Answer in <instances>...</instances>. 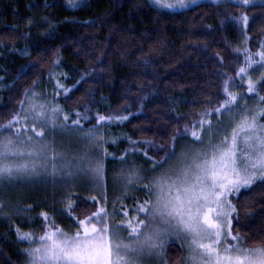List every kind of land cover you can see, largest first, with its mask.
<instances>
[{
	"label": "trees",
	"instance_id": "obj_1",
	"mask_svg": "<svg viewBox=\"0 0 264 264\" xmlns=\"http://www.w3.org/2000/svg\"><path fill=\"white\" fill-rule=\"evenodd\" d=\"M242 12L250 18L245 31L235 19ZM245 37L256 52L264 39V6L205 3L168 12L149 0H78L75 7L69 0H0V125L14 116L29 90L44 88L60 70L70 91L59 103L89 117L87 127L100 115L128 116L105 127L110 155L138 149L157 158L200 112L220 105L224 82L244 64ZM261 83L257 91L264 95ZM92 196L72 193L74 216L95 210ZM230 200L238 209L233 232L251 247L264 242V188L253 185ZM42 212L53 221L49 211L30 213L36 216L31 227L39 228L31 229L34 235L42 232ZM15 237L5 236L0 226V264H19L9 244ZM181 254L171 244L166 256L179 263Z\"/></svg>",
	"mask_w": 264,
	"mask_h": 264
},
{
	"label": "snow or ice",
	"instance_id": "obj_2",
	"mask_svg": "<svg viewBox=\"0 0 264 264\" xmlns=\"http://www.w3.org/2000/svg\"><path fill=\"white\" fill-rule=\"evenodd\" d=\"M197 2L153 0L159 9L169 10ZM254 2L241 0L244 5ZM69 5L75 7L73 0H69ZM241 19L247 28L248 16ZM255 56L259 59L245 49V66L237 72L242 80L249 69L264 72V43ZM260 81H264V74ZM260 81H253L248 75L247 91L264 102V95L256 87ZM224 93L227 98L214 111L231 116L237 95L229 91L227 81ZM36 95L28 97L27 105L21 100L20 112L0 125V180L42 174L53 179L58 175L69 179L90 175L102 188L109 154L104 149L102 154L93 155V150L102 148L99 142L104 139L98 125L111 122L113 117L97 116L93 127L85 129L81 121L88 119L86 115L77 113L69 122V115L59 105L37 103ZM204 115L191 128L185 127V133L192 137L194 151H181L178 156L173 136L170 149L158 158L144 152L151 165V175H141L134 168L120 170L116 181L122 184L123 191L128 193L135 186L146 197L136 201L131 212L123 207L109 212L106 198L100 204L92 196L95 210L81 218L73 216L75 209L69 198L67 215L73 221L74 232L56 226L45 212L41 217L47 227L38 240L31 233L21 234L17 229L18 238L30 245L23 250L26 264H143V256L156 254V250L163 249L164 241L173 237L187 248L184 264H264V242L251 247L239 232H233L232 215L238 209L229 200L241 189H252L253 185L264 188V123L260 122L264 119V108L254 114L246 110L234 120L230 131L215 141L211 121L206 119L209 113ZM118 119L123 121L127 117ZM57 134L78 136L82 148L69 159L55 147ZM125 156L119 157L122 163ZM174 160L180 165L175 169ZM3 208L0 204V209Z\"/></svg>",
	"mask_w": 264,
	"mask_h": 264
},
{
	"label": "rangeland",
	"instance_id": "obj_3",
	"mask_svg": "<svg viewBox=\"0 0 264 264\" xmlns=\"http://www.w3.org/2000/svg\"><path fill=\"white\" fill-rule=\"evenodd\" d=\"M73 1L75 3L78 0ZM149 1L154 7L158 8L153 3V0ZM205 3L220 6L233 5L246 10L254 6H264V0H255L254 3L249 5H244L243 3H241V0H198L197 3H189L188 7L183 9L160 10L168 12H180ZM244 15H247L246 12L240 13L235 19H238L239 24L242 25L245 31L248 26L246 28L243 23V20L241 19V17ZM229 19L233 20L234 17L231 15V18ZM249 20L250 18L248 17V23ZM247 38L248 37H245L246 44L241 51L242 54H244V62L245 49H248L255 59H259V57L255 56V53L260 51V46L256 52L252 53L248 47L247 41L249 38ZM261 43H264V39ZM243 66L245 65L243 64L242 67ZM255 67L258 68V66ZM239 69L237 70V72L239 71ZM237 72L235 78L230 77L229 80H227L229 91L237 95V103L233 106L235 108V111L232 113V115L230 116L227 113H225L224 115L217 114L214 111L216 107L212 109H205L200 112L199 116L192 120L190 125H187L185 127L191 128V126L195 124L198 120L205 118V113H209L206 119L211 121L214 132L213 140L215 141L222 138V135L225 132H229L234 120H238L246 110L249 114H254L259 109L264 108V104L259 100V97L256 96L255 93L249 94L247 91L248 75H251L253 81H260V77L262 74H264V72L249 69V73L245 74L243 80L240 76L237 75ZM225 83L226 81L224 82L222 87L223 100L227 98L224 93ZM44 88H40L38 90H29L27 92V97L25 96L24 99L25 104L27 105L28 103V97H31L33 93H36L37 103H46L49 106L59 105L63 112L69 115V122L72 119L76 118L77 113H80L82 117L84 116L78 110L75 112H67L59 103L58 99L63 95H66L70 91V88H68L65 84V75L63 72H61L60 70H56L55 72H53L49 77L47 86H45ZM223 100L221 101V103H223ZM17 112H20V107ZM122 116L128 118V116L126 115H121L117 113H113L112 115L106 116L113 117V120L111 122H104L102 125H98V127L101 128V135L104 137V130L106 126L119 122L121 123L122 121H120L118 118ZM90 121L91 120L89 119V117L86 120L82 119L81 122L85 129L91 128L95 124V122H92L93 124L87 127L85 124L89 123ZM29 123H31L30 120ZM185 127L183 128L182 133L178 135V138L175 141V151L178 156L181 151L195 150L193 144L191 143L192 137L189 134L185 133ZM204 135L205 137H207L208 135L207 128L205 130ZM49 139H51V137ZM111 139L113 140V138ZM112 140H110V142H112ZM99 143L102 144V148L94 149L93 155H95L97 152H100L102 154L104 149L107 150V141L105 138ZM55 147L58 151L66 153L68 158L71 159V156L77 150L82 148V144L78 136L57 134V136L55 137ZM144 152L145 151H138V149H131L129 152L126 153L125 161L123 163L119 160V158H115L108 153L109 155L107 156L105 163L106 177L102 188L97 186V181H95L90 175H77L71 179L66 176L58 175L55 179H53V177L49 175L42 174L39 176L32 177H20L10 181L0 180V204L4 205V208L0 209V226L3 229L5 236L9 235L10 232L13 233L14 236H16V241L14 240V243L9 242V244L11 245L10 248L14 251L15 257L17 258L16 261L19 264H26L27 257L24 255L23 250L25 248L30 247L28 241H21L18 238L17 229L20 230L21 234L31 233L38 240V238L44 234L47 227L46 222L40 214L39 217L43 222V228L40 229L42 230V232L39 235H34L31 229L35 227H31V225H33L34 221L36 220V216L33 218L30 213L34 211H49L48 213H52V218L56 226L60 227L65 232L71 233L75 231L73 221L67 215V211L64 209V204L67 203L68 199L71 197L74 191L87 192L88 194L95 196L97 200L100 201V204H104L106 198V207L109 212H113L114 209L116 211H119L122 208L121 206L131 212L134 207L129 208L127 206L129 205L128 202H132V200L136 198H138L139 201L141 197L145 199L146 197L144 191L140 188L133 186L128 193H125L122 189V184L116 181V177L119 176L121 169L127 170L129 168L136 169L141 175H151V165L147 161ZM179 166L180 165L178 160H174L172 162V167L174 169L178 168ZM231 196L229 197V200ZM48 218L49 220H52L50 219V217ZM28 228H30V230H27ZM225 231H227V228H225ZM22 244H24L25 246H23ZM171 244H176L181 249L182 260L179 263L171 262L166 256V253L169 250ZM186 256V246H182V241L180 239H176L175 237H173L168 240H165L163 243V249L156 250V254H153L151 256L146 254L145 256H143L142 262L143 264H184Z\"/></svg>",
	"mask_w": 264,
	"mask_h": 264
}]
</instances>
